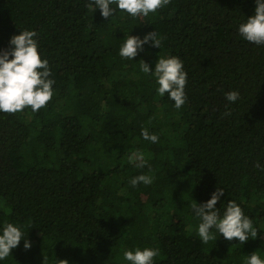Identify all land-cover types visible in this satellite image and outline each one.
<instances>
[{
	"label": "trees",
	"instance_id": "trees-1",
	"mask_svg": "<svg viewBox=\"0 0 264 264\" xmlns=\"http://www.w3.org/2000/svg\"><path fill=\"white\" fill-rule=\"evenodd\" d=\"M90 2L0 0V52L35 31L55 81L39 111L0 112V234L12 223L31 243L25 250L22 239L0 264H130L123 253L137 248L159 249L153 264L264 259V171L254 167L264 166V45L238 31L255 0H171L147 17L117 9L107 19ZM154 30L160 49L119 55L127 35ZM160 56L178 57L188 74L179 109L140 70L143 60L154 72ZM135 151L145 167L129 163ZM141 174L153 182L133 187ZM217 187L221 217L235 201L256 239L240 244L212 229L216 240L203 243L190 205Z\"/></svg>",
	"mask_w": 264,
	"mask_h": 264
},
{
	"label": "clouds",
	"instance_id": "clouds-1",
	"mask_svg": "<svg viewBox=\"0 0 264 264\" xmlns=\"http://www.w3.org/2000/svg\"><path fill=\"white\" fill-rule=\"evenodd\" d=\"M171 0H91L87 5L90 9H100L101 15L107 19L112 17L117 9L124 11L131 17L155 14ZM112 5H116L113 8ZM255 14L248 17L246 22L239 25V34L248 42L255 45H264V0H255ZM33 30H22L20 34L10 38L8 49L0 52V112L15 114L25 108L39 111L45 107L53 96L54 80L49 79L51 72L48 61L42 59L38 51V43ZM162 37L154 30L147 33L143 39L138 36L127 35L120 47L119 55L122 58L133 60L139 51H143L144 45L161 48ZM11 57V58H10ZM140 70L145 74L154 75L158 83V94L163 97L166 93L174 101L177 109L186 102L185 87L187 84V72L184 71L183 62L175 56H160L155 63V71L150 70L148 63L140 61ZM240 93L231 90L225 93V99L236 102ZM224 115H230L225 112ZM141 135L144 140L152 143L158 142V136L150 134L147 128H142ZM129 163L138 168L145 167L147 161L143 153L132 152L128 157ZM254 167L264 171V166L257 162ZM153 178L149 175H138L131 179L130 184L135 187L139 183L150 185ZM224 195L223 188L217 187L211 194V198L198 204L194 201L190 207L201 223L198 226V235L204 244L216 240L211 231L215 229L224 239L232 241L237 239L240 244L258 237V230L253 226L252 220L245 216L240 206L235 201L227 202L223 216L216 209L217 202ZM24 240V248H31V243L24 238L20 227L5 223L0 234V260L6 259L13 249L17 248L21 240ZM159 255V249L137 248L135 251L126 250L123 257L130 264H153L155 257ZM57 264H68L67 260H59ZM246 264H264V259L252 253L248 256Z\"/></svg>",
	"mask_w": 264,
	"mask_h": 264
}]
</instances>
